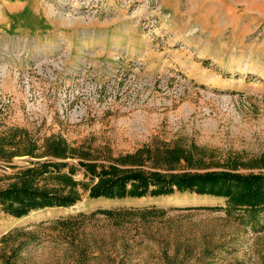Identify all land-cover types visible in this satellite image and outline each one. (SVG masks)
<instances>
[{
    "label": "rangeland",
    "instance_id": "rangeland-1",
    "mask_svg": "<svg viewBox=\"0 0 264 264\" xmlns=\"http://www.w3.org/2000/svg\"><path fill=\"white\" fill-rule=\"evenodd\" d=\"M7 12L0 134L22 127L38 143L63 137L113 156L156 142L194 143L213 154L210 169H226L232 156L245 164L237 171L264 172L252 161L264 155V0H22ZM37 159H0V186ZM75 178L88 180L82 169ZM150 205L219 209L171 210L144 232L131 227L136 247L127 264H164L173 256L194 264L213 244L221 247L204 264H264V213L253 229L226 216L225 198L188 192L117 200L90 199L85 191L72 206L22 217L0 205V237L79 211ZM100 229L108 248L112 227L104 221ZM72 253L46 238L23 250L17 264H69Z\"/></svg>",
    "mask_w": 264,
    "mask_h": 264
},
{
    "label": "trees",
    "instance_id": "trees-1",
    "mask_svg": "<svg viewBox=\"0 0 264 264\" xmlns=\"http://www.w3.org/2000/svg\"><path fill=\"white\" fill-rule=\"evenodd\" d=\"M205 151L194 143L170 145L156 142L113 156L110 152H93L83 144L71 145L63 137L50 136L38 143L27 129L12 127L0 134V159L11 161L15 156L24 155L43 159L18 169L7 178L6 185L0 186L1 209L14 217H22L33 210L69 207L79 201L85 191L90 199L117 200L188 192L225 198L222 210L228 218L257 228L264 213V172L237 171L245 164L232 156L225 162L226 169H210L211 162L207 159H212L213 154ZM72 159H76V163L71 162ZM252 161L258 167H264V155ZM78 169L83 170L87 181L75 178ZM199 209L219 208L150 205L79 211L40 221L33 230L15 228L3 234L0 242L5 245L0 251V260L2 264H17L23 250L32 243L42 244L47 238L65 242L67 248L74 251L69 264H91L99 258L105 259L107 264H127L128 255L136 247V240L130 234L131 227L141 233L146 231L148 222L157 217L164 218L171 210ZM104 221L112 227L108 248V237L100 229ZM88 226L94 228L87 229ZM218 247L221 246L206 245L194 264H204L208 258L211 260ZM166 248L162 249L165 256L168 254ZM186 262L187 256L180 261L173 256L164 264Z\"/></svg>",
    "mask_w": 264,
    "mask_h": 264
},
{
    "label": "crops",
    "instance_id": "crops-1",
    "mask_svg": "<svg viewBox=\"0 0 264 264\" xmlns=\"http://www.w3.org/2000/svg\"><path fill=\"white\" fill-rule=\"evenodd\" d=\"M22 4V0H0V27L7 28L10 26V23L7 21L5 17V13L7 11L20 6Z\"/></svg>",
    "mask_w": 264,
    "mask_h": 264
}]
</instances>
